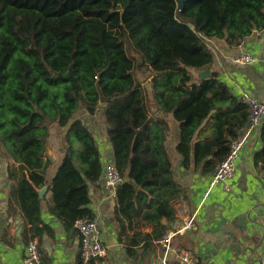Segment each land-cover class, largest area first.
Returning <instances> with one entry per match:
<instances>
[{
    "label": "trees",
    "instance_id": "1",
    "mask_svg": "<svg viewBox=\"0 0 264 264\" xmlns=\"http://www.w3.org/2000/svg\"><path fill=\"white\" fill-rule=\"evenodd\" d=\"M264 31V0H0V155L9 181L6 214L20 215L23 236L39 237L38 189L46 184L51 126L64 131L61 162L50 190L51 212L67 228L92 219L87 182L97 184L102 160L81 119L101 115L112 163L124 179L115 220L142 218L159 239L174 220L175 183L167 140L170 114L179 126L175 152L202 173L222 161L246 125L247 107L211 70L212 40L229 46ZM133 53V55L131 54ZM197 73L209 70L210 77ZM150 73L151 99L137 72ZM213 118L212 132L203 124ZM253 156L264 173V120ZM77 148L75 147V144ZM147 198L149 203H146ZM138 204V206H137ZM27 243V242H26Z\"/></svg>",
    "mask_w": 264,
    "mask_h": 264
},
{
    "label": "crops",
    "instance_id": "2",
    "mask_svg": "<svg viewBox=\"0 0 264 264\" xmlns=\"http://www.w3.org/2000/svg\"><path fill=\"white\" fill-rule=\"evenodd\" d=\"M214 56L211 70L218 74L221 82L239 98L242 94L264 101V31L254 32L239 46H229L221 40H212L208 45ZM239 51L249 52L259 58L256 62L239 65L229 57ZM150 75V73H148ZM151 80L141 81L148 98L149 114H159L151 99ZM169 125L167 140L168 156L171 161L175 183L180 187L172 202L174 220L162 218L160 223L167 231H177L188 220L191 225L174 236L171 248L165 251L154 238L155 225L142 216L151 208L140 204L142 212L129 222L124 221L125 234L120 236L115 220L118 214L116 197L103 186L102 176L97 184L87 182L89 205L93 218L100 226L101 238L107 255L82 263L79 258V234L74 227L67 228L50 209L49 186L61 162L62 129L51 126L45 160L47 190L41 199L40 235L37 237L41 264H181L178 255L186 251L198 264H264V173H257L253 156L260 149L259 138L250 136L240 156L235 161L234 175L210 186L214 169L202 173L200 168L182 164L175 152L179 140V126L170 114L163 115ZM93 132L102 160L112 161V153L105 137L101 115L77 114ZM215 122L209 118L202 127L204 134L214 129ZM240 130L238 137L244 135ZM9 181L6 159L0 155V264H24V226L20 215L6 214ZM147 198L146 203H149Z\"/></svg>",
    "mask_w": 264,
    "mask_h": 264
},
{
    "label": "built area",
    "instance_id": "3",
    "mask_svg": "<svg viewBox=\"0 0 264 264\" xmlns=\"http://www.w3.org/2000/svg\"><path fill=\"white\" fill-rule=\"evenodd\" d=\"M229 60L235 64L247 65L259 60V58L249 52L239 51L229 57ZM239 99L247 107L248 117L244 127L245 133L242 137L230 140L228 152L225 158L215 167L209 185L213 186L219 182L231 178L235 173V161L242 153L247 139L254 135L258 138V129L264 120V101L255 97L242 94ZM103 186L109 193L116 197L117 189L124 183L112 161H106L102 169ZM191 225V221L177 231H167L158 240V244L165 250L169 251L175 235L184 231ZM74 227L79 234V258L82 263H89L94 259H102L107 255V248L101 238L100 226L95 218L77 219ZM181 264H198L197 260L189 252L181 251L178 255ZM24 264H41V254L38 249L37 237H30L24 247Z\"/></svg>",
    "mask_w": 264,
    "mask_h": 264
},
{
    "label": "water",
    "instance_id": "4",
    "mask_svg": "<svg viewBox=\"0 0 264 264\" xmlns=\"http://www.w3.org/2000/svg\"><path fill=\"white\" fill-rule=\"evenodd\" d=\"M177 4H178V10H181L183 7V0H176ZM199 79H205V78H209L210 77V71L209 70H204L199 72L198 76ZM47 190L46 186L41 187L40 189H38V197L39 199H42L45 192Z\"/></svg>",
    "mask_w": 264,
    "mask_h": 264
},
{
    "label": "rangeland",
    "instance_id": "5",
    "mask_svg": "<svg viewBox=\"0 0 264 264\" xmlns=\"http://www.w3.org/2000/svg\"><path fill=\"white\" fill-rule=\"evenodd\" d=\"M131 54L133 55V53H131ZM189 71L191 72V74L193 76H198V74H199V73H197V71L195 69H189ZM136 75L138 77V80H140V81L145 80V78H147L149 76L146 70L141 71V72H137ZM74 144H75V147L77 148L76 143H74Z\"/></svg>",
    "mask_w": 264,
    "mask_h": 264
}]
</instances>
